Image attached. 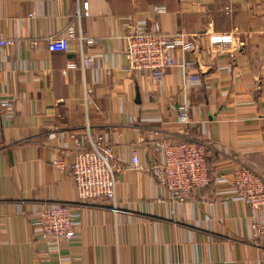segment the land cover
Segmentation results:
<instances>
[{
  "label": "crops",
  "instance_id": "0c3cea01",
  "mask_svg": "<svg viewBox=\"0 0 264 264\" xmlns=\"http://www.w3.org/2000/svg\"><path fill=\"white\" fill-rule=\"evenodd\" d=\"M154 21L194 42L158 81L125 55L129 32ZM70 27L69 51L50 52L48 38ZM0 37L16 41L0 53V104H15L12 114L0 106V264H264V211L230 184L237 167L264 174V0H0ZM87 125L114 147L117 208L78 199L70 167L75 138L89 148ZM188 134L210 145L213 176L180 202L132 154L150 168L165 159L156 145ZM54 204L82 212L73 242L41 238L39 213Z\"/></svg>",
  "mask_w": 264,
  "mask_h": 264
},
{
  "label": "built area",
  "instance_id": "2783aa9c",
  "mask_svg": "<svg viewBox=\"0 0 264 264\" xmlns=\"http://www.w3.org/2000/svg\"><path fill=\"white\" fill-rule=\"evenodd\" d=\"M89 2H84L76 10V18L89 16ZM227 11H230L227 8ZM165 8H157L156 14H165ZM77 37L75 28L70 27L60 37L48 38L50 52H67L70 42ZM81 42L92 46L96 41L89 38L82 30L78 32ZM16 41L0 37V53L12 47ZM194 42L184 33L169 34L162 30L158 21L135 26L126 37L125 55L129 70L139 72L144 77L158 81L172 66L171 54L175 51L191 52ZM83 54V52H82ZM83 69L91 67V59L82 56ZM190 64H186L188 68ZM74 67V66H72ZM3 72L0 61V76ZM0 106L12 114L15 104L12 101L2 102ZM179 121L183 126L190 123L189 108L178 106ZM189 128V127H188ZM189 131V129H188ZM191 131V130H190ZM84 139L89 148L79 145L70 172L76 185L78 199L82 204L108 202L113 208L118 206V173L120 165L115 156L114 147L103 137H94L90 126H86ZM155 154H163L162 163L155 162L150 168L139 164L137 150L133 151L132 164L137 169L151 172L159 184L168 190L180 202L194 198L196 194L211 183L209 164L210 145L204 140L192 139L191 135L184 140L163 142L153 148ZM57 167L63 168L61 161ZM230 184L237 199L243 201L255 213L264 211V174L250 166H241L231 171ZM41 238L52 243H70L76 239L77 230L82 225V212L68 204H54L41 209L38 217Z\"/></svg>",
  "mask_w": 264,
  "mask_h": 264
},
{
  "label": "trees",
  "instance_id": "16d2710c",
  "mask_svg": "<svg viewBox=\"0 0 264 264\" xmlns=\"http://www.w3.org/2000/svg\"><path fill=\"white\" fill-rule=\"evenodd\" d=\"M209 164H210V161H209ZM210 166H211V164H210ZM212 168V167H211ZM212 176H213V171H211V173H210V177H211V179H212Z\"/></svg>",
  "mask_w": 264,
  "mask_h": 264
}]
</instances>
